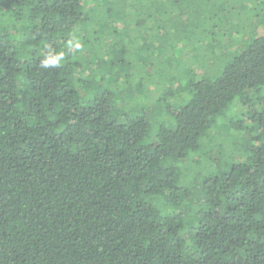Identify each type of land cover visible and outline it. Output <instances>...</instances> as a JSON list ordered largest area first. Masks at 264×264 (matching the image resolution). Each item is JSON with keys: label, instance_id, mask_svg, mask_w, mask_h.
<instances>
[{"label": "trees", "instance_id": "1", "mask_svg": "<svg viewBox=\"0 0 264 264\" xmlns=\"http://www.w3.org/2000/svg\"><path fill=\"white\" fill-rule=\"evenodd\" d=\"M246 2L205 25L171 0H0V264H264V0ZM130 26L169 61L137 77ZM139 78L134 98L114 82ZM214 132L231 148L205 168Z\"/></svg>", "mask_w": 264, "mask_h": 264}, {"label": "rangeland", "instance_id": "2", "mask_svg": "<svg viewBox=\"0 0 264 264\" xmlns=\"http://www.w3.org/2000/svg\"><path fill=\"white\" fill-rule=\"evenodd\" d=\"M236 3H239V4L237 5ZM255 4H257V3H255ZM260 5H263V4L260 3ZM173 6L180 8V10L184 14L187 13V15L190 17V19L193 16V19L195 18V20H197V22H199V24H201V23L205 24V21L208 20L209 18H211L215 22H217V20L220 21V17H224L225 21L235 24V23L241 21L242 17L244 16L243 14L249 16V14H250L249 10H251V8L254 7V4L251 5L248 2H246V0H171V3L167 4L166 8L169 10ZM226 7L228 9H230V11L228 9H226ZM256 8H258V6H256L255 9ZM261 9H263V7ZM236 11H239L238 12L239 15L237 13H234ZM230 13L231 14L234 13V15L231 16ZM254 14L258 15L257 10L252 12V16ZM206 15H208V18L206 17ZM211 19H209V20H211ZM263 19L264 18H262L260 16V19H258L257 22L260 23L261 21H263ZM150 24L154 25L153 22H151ZM104 28L107 30H108V28L110 29V27H104ZM212 28L214 29L213 25H212ZM129 29H130L129 31L125 32L126 40L124 41V43H128V47L130 48L129 53H131V58L133 60L130 61L129 64L136 68L137 72H135V75L137 77L142 76L144 74V71H145L144 69L146 66L149 65V63H148L149 60H150V62H152L153 60L156 59V56H160L162 59H164V62L166 61L165 63H167V61H169L166 55L170 54V52H168L165 49H156L155 47H151V45L150 46L147 45V47H146L147 49H144L146 42L144 41V44L143 43L140 44L138 42L139 39H137L138 41L136 40V37L139 34L132 32L131 26L129 27ZM147 29H148V27H147ZM80 31L82 32V30H80ZM200 31L201 32L203 31V25L201 28L198 29V32H200ZM206 31L208 32V34L213 33L211 31V27H209V26H206ZM110 33L108 32L109 35H110ZM243 34L240 37H238V36L234 37V38H236V41L239 42V41H241V39L243 41H245L249 38L248 32L247 33L245 32ZM72 35H73V32H69L66 36L72 37ZM109 35L104 34V36L101 39L100 45L94 44L96 46V48H99V46H100L103 50H107V48H108L107 41L109 40L108 38L110 37ZM127 36L129 38H127ZM142 39L144 40L143 37H142ZM231 40H233V39H231ZM78 41H79L78 43L81 45V49H82L81 52L88 54L89 55L88 57L91 58L94 55V53H93L94 50L92 48L93 46L87 45L82 39H80ZM193 41H195V40L193 39ZM92 43H94V42H92ZM225 43H227V42L225 41ZM153 44H155V43L153 42ZM130 45H131V47H130ZM170 46H171V43L167 47L171 48ZM227 46H228V43L226 44V47ZM244 47H245V45H242L241 49ZM184 49L186 52L190 51V49H188L187 47ZM171 51H172V49H171ZM236 53H237L236 49L230 51V55L224 57V60L221 62L220 67H224L229 61H231L236 56ZM158 54H160V55H158ZM173 68L177 69L176 67H173ZM142 69H143V71H141ZM124 71H125V69H124ZM151 72H152V67H151L150 73ZM171 74L172 75L176 74V72H172ZM117 76H118V74L116 72L115 74H113V79H115ZM140 78H143V77H140ZM140 78L136 81L134 80L129 85L122 84L118 79L114 80V82L117 84V87L119 88L120 92H122V93L124 92L125 98H126V96H129L130 98H132V97L134 98L136 96V93H138L137 88H138V82L140 81ZM145 78H147L146 79L147 81L143 83L144 85L142 86V88L139 89V92H144V94L146 92L147 95H145V96H148V93H149L148 91L155 88V87H150L151 84H155L156 86H157V84H159L160 91H162L161 84H160V82H158L159 80L156 76L153 79H151L147 76ZM160 91L158 90L157 93H159ZM144 100H145L144 98L141 99L142 102ZM154 108L157 110V112H160L159 108H157V107H154ZM163 118H165V114H164V117L156 116V118H155L156 123L161 122L160 119L162 120ZM164 120H167L169 122V119L165 118ZM221 125L228 128L227 126H225L226 124H224V123H222ZM226 135H227L226 133H223V134H219L217 132L213 133V136L215 138L219 139L218 144L214 147L211 144L209 145V143L208 144L206 143L204 145V149L208 152V154L206 157H204V156H203V158L199 157V158H201V159H199L201 161L198 160L200 165H202L205 168L208 166L210 167V164L212 163V160L210 158L215 159V158H217L216 156L219 154H221V156H223L222 153H225L226 151L230 150L231 143H230L229 138ZM187 162H188V164H190V162H192V161H187ZM188 164H186L185 168H186V170L191 171V168L188 167Z\"/></svg>", "mask_w": 264, "mask_h": 264}, {"label": "clouds", "instance_id": "3", "mask_svg": "<svg viewBox=\"0 0 264 264\" xmlns=\"http://www.w3.org/2000/svg\"><path fill=\"white\" fill-rule=\"evenodd\" d=\"M72 41H69V46H72ZM75 47L76 48H80L81 45L77 42L75 44ZM54 51V50H51L49 51V55L42 61V66L45 67V68H55V67H58L60 65V62L62 60H64V57H65V53L64 52H59L57 53L55 56L51 55V52Z\"/></svg>", "mask_w": 264, "mask_h": 264}]
</instances>
